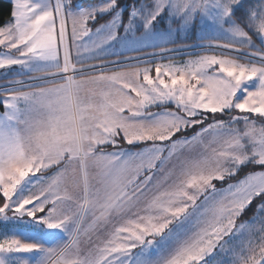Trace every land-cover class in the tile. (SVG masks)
Instances as JSON below:
<instances>
[{
  "label": "snow or ice",
  "instance_id": "snow-or-ice-1",
  "mask_svg": "<svg viewBox=\"0 0 264 264\" xmlns=\"http://www.w3.org/2000/svg\"><path fill=\"white\" fill-rule=\"evenodd\" d=\"M9 3L0 264H264V0Z\"/></svg>",
  "mask_w": 264,
  "mask_h": 264
},
{
  "label": "trees",
  "instance_id": "trees-1",
  "mask_svg": "<svg viewBox=\"0 0 264 264\" xmlns=\"http://www.w3.org/2000/svg\"><path fill=\"white\" fill-rule=\"evenodd\" d=\"M10 11H11V5L9 3V0H0V25L4 24L5 22L9 21L11 19L10 17ZM3 108L0 107V110ZM258 201H254L252 207L245 212L243 215L244 218H250L252 217V212L255 209V203Z\"/></svg>",
  "mask_w": 264,
  "mask_h": 264
},
{
  "label": "rangeland",
  "instance_id": "rangeland-1",
  "mask_svg": "<svg viewBox=\"0 0 264 264\" xmlns=\"http://www.w3.org/2000/svg\"><path fill=\"white\" fill-rule=\"evenodd\" d=\"M0 50H2V47H0ZM186 58H187L186 56H181L180 57L181 60L186 59ZM15 75H16L15 73H10V76H15ZM0 113H2L1 110H0ZM241 127H242V125H241ZM250 219H251V217L250 218H244L242 216L240 218V220L238 221V223L241 222V221H247V220H250ZM9 227L11 228V226H9ZM255 228H259V222L258 221H257V223L255 225ZM4 231H5L4 226L2 224H0V234H2Z\"/></svg>",
  "mask_w": 264,
  "mask_h": 264
},
{
  "label": "crops",
  "instance_id": "crops-1",
  "mask_svg": "<svg viewBox=\"0 0 264 264\" xmlns=\"http://www.w3.org/2000/svg\"><path fill=\"white\" fill-rule=\"evenodd\" d=\"M14 77V76H13ZM1 112H3V109L1 110ZM217 259H221V257H217Z\"/></svg>",
  "mask_w": 264,
  "mask_h": 264
}]
</instances>
